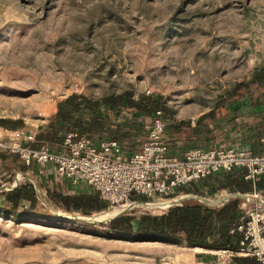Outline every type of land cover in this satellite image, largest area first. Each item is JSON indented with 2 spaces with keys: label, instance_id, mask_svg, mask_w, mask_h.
Returning a JSON list of instances; mask_svg holds the SVG:
<instances>
[{
  "label": "rangeland",
  "instance_id": "1",
  "mask_svg": "<svg viewBox=\"0 0 264 264\" xmlns=\"http://www.w3.org/2000/svg\"><path fill=\"white\" fill-rule=\"evenodd\" d=\"M261 66L264 0H0V119L31 129L70 94L125 91L161 97L177 121L192 125ZM223 141L217 144L239 145ZM25 175L41 182L31 172L0 176V204L14 182L31 183ZM36 194L31 213L0 209V264H231L226 254L181 241L115 235L107 220L85 221L104 211L69 213L44 189Z\"/></svg>",
  "mask_w": 264,
  "mask_h": 264
},
{
  "label": "trees",
  "instance_id": "2",
  "mask_svg": "<svg viewBox=\"0 0 264 264\" xmlns=\"http://www.w3.org/2000/svg\"><path fill=\"white\" fill-rule=\"evenodd\" d=\"M235 107H231L235 104ZM239 105H238V104ZM157 111L166 123L165 140L170 154L181 157L191 149L236 147L249 149L253 154H264V66L256 68L247 81L235 84L219 95L212 108L191 125L177 121L173 111L159 96L132 91L112 94L97 99L70 94L58 101L55 111L28 146L37 148L47 145L52 151L62 148L65 135L76 133L93 143L112 140L120 145L125 157L138 152L147 136V129ZM24 125L20 119H0V126L14 130ZM234 135V137H229ZM223 137L239 143L238 146L217 144ZM36 167H24L23 172ZM38 186L47 198L69 213L89 216L109 208V203L99 198L89 186L80 184L66 192L60 182ZM88 187L89 190H85ZM264 196V174L253 184L244 179L243 169L219 172L203 180L192 182L177 189L175 196L190 194L211 197L219 192L246 194L252 191ZM1 210L11 213H31L38 204L32 183L18 184L1 193ZM131 201L151 202V198L133 194ZM239 197L229 198L221 206H207L197 200H185L158 214L133 211L124 212L110 220L106 226L115 235L147 241H181L188 248L208 251L239 248L241 233H231L242 215ZM231 264H259L253 257L232 255Z\"/></svg>",
  "mask_w": 264,
  "mask_h": 264
},
{
  "label": "built area",
  "instance_id": "3",
  "mask_svg": "<svg viewBox=\"0 0 264 264\" xmlns=\"http://www.w3.org/2000/svg\"><path fill=\"white\" fill-rule=\"evenodd\" d=\"M165 129L166 123L157 111L140 150L129 157L124 156L115 141L93 143L73 132L65 135L58 151H52L47 145L32 148L28 143L34 141L35 135L22 129L10 132L9 137H0V152L16 155L26 167H39V174L43 167L50 165L54 180L68 181L72 187L85 184L114 209L142 206L130 200L133 194L156 200L155 205L174 203L189 195L175 196L177 189L219 172L243 169L244 179L253 184L264 174V154H253L249 149L196 148L176 157L169 152ZM16 186L14 182L5 190ZM228 195L225 192L214 195V200L220 201L216 206L225 203ZM239 195L244 196L240 204L242 215L231 230L242 235L239 248L235 252H215L228 257H253L264 264V196L254 190Z\"/></svg>",
  "mask_w": 264,
  "mask_h": 264
},
{
  "label": "crops",
  "instance_id": "4",
  "mask_svg": "<svg viewBox=\"0 0 264 264\" xmlns=\"http://www.w3.org/2000/svg\"><path fill=\"white\" fill-rule=\"evenodd\" d=\"M54 111H55V106L51 110L50 115ZM48 118L46 117L43 121H41L40 125L34 126L33 129L29 128L26 125L25 122H23L24 125L21 128H17V129H14V130H9V129H6V128L0 126V137H9L10 136V132L15 131V130H21V129L22 130H25L27 132L33 133L36 136V134L38 133V131L42 127L41 124H45ZM23 167H24L23 163L20 161V159L16 155L4 153V152H0V176L2 174L9 173V172H20V173L22 172L23 173V171H22V168ZM38 171H39V167H36V169H34L32 171L27 170L26 173L31 172L33 175L38 176L39 178H41L40 181H41V183L43 185L45 183H43V180L42 179H44V182H46L45 179H47V178H48V180H52L53 181L54 169H53L52 166L47 165V166L43 167V171H42L41 174H39ZM60 183L62 184V187H63V189L66 192L70 193L72 191L73 187L70 185V183L68 181H60ZM85 190H89V188L86 187ZM211 253L212 254H220V256L222 254V253L215 252V251H213Z\"/></svg>",
  "mask_w": 264,
  "mask_h": 264
},
{
  "label": "water",
  "instance_id": "5",
  "mask_svg": "<svg viewBox=\"0 0 264 264\" xmlns=\"http://www.w3.org/2000/svg\"><path fill=\"white\" fill-rule=\"evenodd\" d=\"M25 176L31 181V183L33 184L35 190H37V189L39 190L38 185L33 181V179H32L30 176H27V175H25ZM234 197H239V198H241V199L244 198V196L239 195L238 193L229 194L227 198L229 199V198H234ZM189 199H191V200H197V201H199V202H201L202 204L207 205V206H216V205L220 204V201H219V200H208V199H206V198H204V197H202V196L190 195V194H189V195L185 196L184 198H182V199H180V200H178V201H176V202H174V203H171V204L165 205L164 208H166V207H167V208H170V207H172L173 205H179V204H181L183 201H185V200H189ZM140 204H141V205H144V204H148V203H140ZM122 213H123V212H122ZM122 213H121V214H122ZM118 215H120V214H117L116 216L112 217V218L109 219L108 221L114 219V218L117 217Z\"/></svg>",
  "mask_w": 264,
  "mask_h": 264
},
{
  "label": "bare ground",
  "instance_id": "6",
  "mask_svg": "<svg viewBox=\"0 0 264 264\" xmlns=\"http://www.w3.org/2000/svg\"><path fill=\"white\" fill-rule=\"evenodd\" d=\"M168 204H169V202L168 203H164V204H159V205H155V204H144L142 206L148 207L149 209H154V208H162L163 209L165 207V205H168ZM119 212H120V209L115 208V209H113L111 211H104V212L99 213V214H97L95 216L93 215L94 218H92L90 220H87L86 219L85 221H92V222H99V223L102 222L103 223V221H106V220L108 221L112 217L116 216Z\"/></svg>",
  "mask_w": 264,
  "mask_h": 264
}]
</instances>
